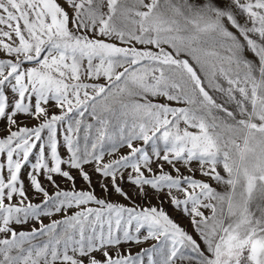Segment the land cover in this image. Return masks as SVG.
Here are the masks:
<instances>
[{"label":"snow or ice","instance_id":"1","mask_svg":"<svg viewBox=\"0 0 264 264\" xmlns=\"http://www.w3.org/2000/svg\"><path fill=\"white\" fill-rule=\"evenodd\" d=\"M0 121V264H264V0H0Z\"/></svg>","mask_w":264,"mask_h":264},{"label":"rangeland","instance_id":"2","mask_svg":"<svg viewBox=\"0 0 264 264\" xmlns=\"http://www.w3.org/2000/svg\"><path fill=\"white\" fill-rule=\"evenodd\" d=\"M20 121L23 123V124H27L28 126H33L35 125L37 122L35 120H30V119H26L24 117H20L19 118ZM4 121H0V129H3L4 128ZM7 133L4 132V131H0V136H3V135H6ZM122 152H126L127 149H122L121 150ZM61 152H62V155L64 154L63 153V149H61ZM107 159V157H106ZM26 171V170H25ZM75 174V173H74ZM98 180H99V177L97 176H93V186L96 188V195L98 197H106L109 201L111 202H118V203H122V204H125L127 206H131V202L129 200H125L123 199L122 197L116 195V194H105L98 186ZM58 183L61 184V187L62 188H68L69 185L67 182H64V181H61V180H57ZM27 183V181H26ZM45 185L47 186V183L45 182ZM77 189H82V188H86L87 186L82 182L80 181L79 179L77 180V185H76ZM122 187L124 188V190L129 194V196L132 197V201H134L136 204L138 205H141V206H144L147 202L142 200L140 197H138L135 193V190L133 188L132 185L128 184V183H124L122 184ZM49 191L51 193L52 189L51 187H49ZM29 197L30 199H33V202H39V199H42L39 198H34L31 194V192H29ZM150 199V202L152 205H156V206H159V202L155 199V198H152L151 196L149 197ZM164 209L169 213L170 216H172V218L174 220H176L177 223H179L182 227H185L187 230L191 231V227H190V224H189V221L187 219V217L183 216L182 214L180 213H177V212H174L172 210V207L168 204V203H165L164 204ZM58 218V217H57ZM48 221L45 220V223H47ZM149 245L145 244V245H141L140 247H147ZM140 247H137L135 245H132L131 246V251L133 253L137 252L140 250Z\"/></svg>","mask_w":264,"mask_h":264}]
</instances>
